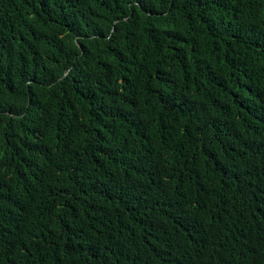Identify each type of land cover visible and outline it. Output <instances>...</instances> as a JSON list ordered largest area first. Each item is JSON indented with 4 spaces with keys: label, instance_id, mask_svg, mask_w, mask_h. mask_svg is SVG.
I'll return each instance as SVG.
<instances>
[{
    "label": "trees",
    "instance_id": "16d2710c",
    "mask_svg": "<svg viewBox=\"0 0 264 264\" xmlns=\"http://www.w3.org/2000/svg\"><path fill=\"white\" fill-rule=\"evenodd\" d=\"M0 264H264V0H0Z\"/></svg>",
    "mask_w": 264,
    "mask_h": 264
}]
</instances>
